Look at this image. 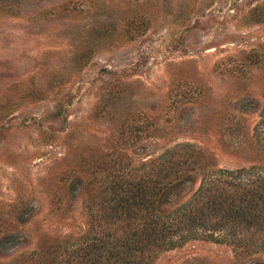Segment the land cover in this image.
<instances>
[{
    "label": "rangeland",
    "instance_id": "1",
    "mask_svg": "<svg viewBox=\"0 0 264 264\" xmlns=\"http://www.w3.org/2000/svg\"><path fill=\"white\" fill-rule=\"evenodd\" d=\"M162 163L183 201L264 167V0H0V264L98 235L100 203ZM240 244L152 264H264V235Z\"/></svg>",
    "mask_w": 264,
    "mask_h": 264
},
{
    "label": "trees",
    "instance_id": "2",
    "mask_svg": "<svg viewBox=\"0 0 264 264\" xmlns=\"http://www.w3.org/2000/svg\"><path fill=\"white\" fill-rule=\"evenodd\" d=\"M146 167L143 186L116 189L100 203L93 215L98 235L35 251L34 264H152L160 252L199 237L239 240L247 252L257 247V236L264 235V167L211 171L186 202L181 186L168 181L165 163ZM250 257L243 262L261 260Z\"/></svg>",
    "mask_w": 264,
    "mask_h": 264
}]
</instances>
